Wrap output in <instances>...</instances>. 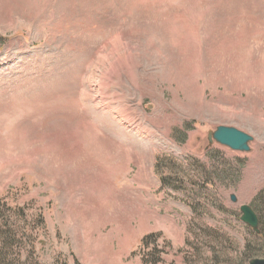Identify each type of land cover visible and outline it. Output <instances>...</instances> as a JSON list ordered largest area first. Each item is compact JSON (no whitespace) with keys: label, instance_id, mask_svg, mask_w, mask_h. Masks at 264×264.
<instances>
[{"label":"rangeland","instance_id":"rangeland-1","mask_svg":"<svg viewBox=\"0 0 264 264\" xmlns=\"http://www.w3.org/2000/svg\"><path fill=\"white\" fill-rule=\"evenodd\" d=\"M263 6L0 0V264H80L68 210L98 196L104 218L118 216L132 180L152 176L153 164L162 192L141 186L140 201L157 206L167 234L140 240L130 259L263 258L264 239L240 210L264 190ZM220 125L250 134L251 150L207 149ZM93 162L129 164L112 169L125 185L96 196L71 186Z\"/></svg>","mask_w":264,"mask_h":264},{"label":"crops","instance_id":"crops-1","mask_svg":"<svg viewBox=\"0 0 264 264\" xmlns=\"http://www.w3.org/2000/svg\"><path fill=\"white\" fill-rule=\"evenodd\" d=\"M129 164L121 163L117 166L126 167ZM91 172L85 173L80 178H70L71 186L77 183L84 194L101 193L104 189L116 185H125L124 179L117 177L112 169L117 167L113 163H89ZM107 170H102V168ZM150 167V165L148 166ZM154 168V164H153ZM149 172L146 176L132 180V188L124 194L122 210L117 216L115 212L109 219L104 218L107 210L102 208L99 197L81 208L68 210L67 237L70 238L72 253L80 264H139L138 259H130L131 253L144 236L150 233L167 234L164 221L159 218L157 206L154 210L144 209L141 198V186L149 190L162 192V184H158ZM160 182V180H159ZM136 192V200L133 195ZM96 196V195H95ZM157 196L162 201L163 196ZM107 197V196H105ZM155 199V200H157ZM154 200V202H155Z\"/></svg>","mask_w":264,"mask_h":264},{"label":"water","instance_id":"water-1","mask_svg":"<svg viewBox=\"0 0 264 264\" xmlns=\"http://www.w3.org/2000/svg\"><path fill=\"white\" fill-rule=\"evenodd\" d=\"M197 139L199 140V137ZM252 140L253 137L250 134L237 127L220 125L215 129L209 130L207 137L208 145L206 148L209 149L216 142L234 151L248 152L251 150L250 143ZM232 200L237 202L235 195L232 196ZM240 210L242 212L241 220L250 225L259 234V218L253 207L250 205H242ZM249 264H264V257L252 258Z\"/></svg>","mask_w":264,"mask_h":264},{"label":"trees","instance_id":"trees-1","mask_svg":"<svg viewBox=\"0 0 264 264\" xmlns=\"http://www.w3.org/2000/svg\"><path fill=\"white\" fill-rule=\"evenodd\" d=\"M161 159L158 158L157 161V168L161 166ZM253 209L258 215L259 218V230L260 233L258 234L260 239H264V190H262L253 200L252 204ZM161 237V234L159 233H151L150 235H147L144 237L141 241L142 245H148L149 239L153 238L154 242H157ZM158 261H154L153 264H158ZM144 264H150L149 261H146L144 258Z\"/></svg>","mask_w":264,"mask_h":264},{"label":"bare ground","instance_id":"bare-ground-1","mask_svg":"<svg viewBox=\"0 0 264 264\" xmlns=\"http://www.w3.org/2000/svg\"><path fill=\"white\" fill-rule=\"evenodd\" d=\"M264 7V6H263ZM171 31V30H170ZM189 32V31H188ZM174 34V33H173ZM154 35V34H153ZM185 63V62H184ZM106 81V80H105ZM113 85V84H112ZM112 97V96H111ZM118 99V98H117ZM110 100V99H109ZM122 106V105H121ZM26 164V163H25ZM23 166V165H22Z\"/></svg>","mask_w":264,"mask_h":264}]
</instances>
